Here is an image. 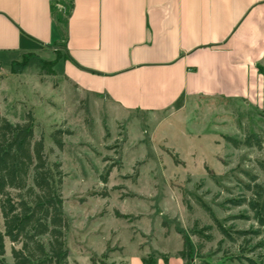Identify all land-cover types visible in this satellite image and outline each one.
<instances>
[{
  "label": "rangeland",
  "instance_id": "obj_1",
  "mask_svg": "<svg viewBox=\"0 0 264 264\" xmlns=\"http://www.w3.org/2000/svg\"><path fill=\"white\" fill-rule=\"evenodd\" d=\"M3 61L0 118L20 123L31 113L50 162L62 163L69 264H124V253L136 264V247L157 264H183L178 254L189 244L190 264H264V235L243 240L234 233L256 228L235 219L251 212L229 203L250 196L246 174L264 184V148L227 141L264 134V86L244 97L184 100L159 114L129 115L82 95L40 59ZM58 129L73 132L63 151L52 140ZM200 202L236 241L224 238ZM206 226H213L211 242L196 232ZM7 257L12 262L9 249Z\"/></svg>",
  "mask_w": 264,
  "mask_h": 264
},
{
  "label": "crops",
  "instance_id": "obj_2",
  "mask_svg": "<svg viewBox=\"0 0 264 264\" xmlns=\"http://www.w3.org/2000/svg\"><path fill=\"white\" fill-rule=\"evenodd\" d=\"M20 58L129 115L244 97L264 86V0H0V60Z\"/></svg>",
  "mask_w": 264,
  "mask_h": 264
},
{
  "label": "trees",
  "instance_id": "obj_3",
  "mask_svg": "<svg viewBox=\"0 0 264 264\" xmlns=\"http://www.w3.org/2000/svg\"><path fill=\"white\" fill-rule=\"evenodd\" d=\"M46 64L53 66L52 62H44ZM35 127L31 113L20 123L0 118V264H69L67 233L70 224L64 212L62 194L66 176L61 162H50L45 141L36 138ZM71 135V130L58 129L52 134L53 144L63 151L64 137ZM227 141L235 148H264V134H248L244 141L232 138H227ZM258 165L264 173V162ZM246 176L250 183L245 189L250 196L244 195L229 202L235 207L247 206L252 214L235 219L256 223V228L250 231L234 232L243 240L248 236L254 239L264 235V184L257 176ZM199 205L209 213L224 238L232 242L238 239L218 223L205 204L200 202ZM116 217L125 219L126 216L116 212ZM212 230L213 226H206L196 232L200 239L207 237L205 239L211 242L212 235L207 233ZM259 247H264V242ZM8 249L12 262L8 261ZM191 252L190 244L179 252L185 264L193 260ZM248 261L256 264L253 260ZM143 264H157V260L144 258Z\"/></svg>",
  "mask_w": 264,
  "mask_h": 264
}]
</instances>
